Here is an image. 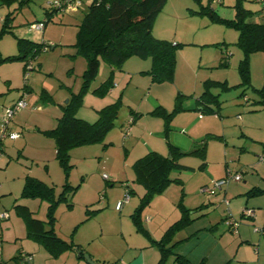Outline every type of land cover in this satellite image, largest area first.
<instances>
[{
	"label": "rangeland",
	"instance_id": "obj_1",
	"mask_svg": "<svg viewBox=\"0 0 264 264\" xmlns=\"http://www.w3.org/2000/svg\"><path fill=\"white\" fill-rule=\"evenodd\" d=\"M53 1L20 0L9 7L0 5V16L4 17L8 9L14 8L11 21L25 28L29 21L47 19L45 7ZM237 1L167 0L152 33L170 42L176 40L180 45L176 47L173 80L160 85L152 82L147 72L151 67L150 57L131 56L111 71L110 65L99 56L95 78L83 86L86 58L75 44L78 24L87 9L85 4L77 11H57L50 15L45 37L52 34V42L47 38L39 41L43 45L32 58V51L18 49L13 33H5L0 38L1 56H20L0 62V118L3 109L26 92V107L16 112L10 123L12 131L19 132L20 137L14 140L0 137V211L9 214L0 221L1 253L2 247L5 251L14 249L15 253L35 243L27 236L25 220L17 214L16 204L27 206L33 218H49L48 201L20 195L25 177L36 175L54 188L56 197L66 182L73 187L79 185L66 201L54 206L55 218L51 225L59 237L85 244L84 253L97 264L120 262L123 254L128 258L136 255V251L128 249V244L144 246L146 262L156 263L160 252L150 243L154 238L150 236L149 240L147 235L136 231L131 216L143 193L135 188L140 185L131 181L133 156L125 161L128 155L123 138L127 136L122 124L129 119L131 110L144 113L150 108L145 101L148 91L171 105L178 92L200 95L207 88L214 94L219 93L220 104L212 106L218 117L209 121L206 161L190 154L180 157L185 170H172L170 177L178 180L172 183L170 193L165 197L163 193L156 194L145 205L143 225L148 229L144 216L147 212L154 216L160 213L151 227V231L160 234L154 240L160 239L177 221L172 213L180 212L178 204L182 202L191 210L192 220L170 233L166 246L172 253H168L164 264H181L175 259L177 254L187 258L186 264H264V162L259 160L264 154V104L258 93V89H264V51L250 55V85L241 84L237 66L242 52L235 45L238 31L211 22L208 15L197 14L201 5L209 2V7L221 17L232 18ZM241 1L254 14L264 15V0ZM256 14L253 17L258 19ZM29 36L33 41L34 32ZM29 60L33 68L26 70ZM110 75L112 88L99 93L98 88ZM214 81L226 82L229 88L221 90L210 84ZM113 102L118 104L114 126L101 141L73 147L69 151L71 166L65 170L56 159L53 138L43 131L53 128L66 110L75 117L94 122L100 115L99 110ZM143 120L147 124L150 120L161 122L146 115ZM204 161L208 172L200 169ZM227 168L240 172L241 181L230 182L221 192L202 191L204 185L212 184L210 174L223 177ZM126 181L134 191L130 192V200L117 210L115 202L123 198ZM245 183L247 188L241 189ZM224 198L229 200V205ZM242 207L253 209L254 217L242 216ZM228 212L237 222L236 231L226 223ZM149 219L147 216L146 220ZM159 221L162 224H157ZM46 226L49 225L46 223ZM14 262L6 258L4 264ZM64 264L74 262L64 261Z\"/></svg>",
	"mask_w": 264,
	"mask_h": 264
},
{
	"label": "trees",
	"instance_id": "obj_2",
	"mask_svg": "<svg viewBox=\"0 0 264 264\" xmlns=\"http://www.w3.org/2000/svg\"><path fill=\"white\" fill-rule=\"evenodd\" d=\"M16 1L20 0H0V5H7L9 7ZM166 2L167 0H83L81 6L85 4L87 9L78 24L75 44L78 52L86 58L83 86L88 85L95 78L100 65L99 56H102L110 65L111 71L120 67L131 56L141 58L150 57L151 67L147 72L150 74L151 80L154 82L173 80L176 65V47L180 43L173 44L166 39L155 37L152 33L153 24ZM209 2L206 6L201 5V9L197 11V14L208 15L211 22L224 24L238 31V38L235 45L241 50L242 57L239 60L237 69L241 77L240 83L248 86L250 85L249 57L253 52L264 51V22L260 21L259 18V16H262L255 13L258 15V19L256 16L254 18V11L243 7L242 1L238 0L235 15L232 18H223L209 7ZM45 8L47 20L54 12L62 11L59 7L47 6ZM12 10L3 17L0 38L5 33L11 31V20L15 13L14 8ZM33 22L37 21L30 22L29 26ZM16 44L20 51H32L31 58L34 57L43 45L42 43L25 38H16ZM17 57L20 56H1L0 53V62ZM210 84L219 86L221 90L229 88L228 84L222 81H214L210 82ZM112 86V75H110L98 88V92L100 93L109 88L111 89ZM258 93L260 95V102L264 104V89H258ZM218 96L219 93L214 94L205 88L199 95V99L203 101L204 109L214 111L212 106L220 104ZM183 97L185 95L181 93L177 94L175 106L171 111H166L163 107H158L152 111L153 114L165 119V133L168 130V121L181 108V100ZM117 113L118 104L116 102L101 108L99 110L100 115L94 122H87L75 117L70 110H66L57 119V123L53 128L43 131L45 135L52 137L54 140L55 156L59 164L67 170L71 166L69 164V151L73 147L101 141L114 126ZM13 118L10 120V123ZM1 119L2 117L0 118V122ZM10 123L8 125L9 130H11ZM2 139L4 138L1 137ZM169 150L170 157L157 151H148L132 163L134 173L133 182L143 186L144 194L131 216L137 228L136 231H140L148 237L149 233L144 227L141 217L142 210L146 207L145 205L150 203L152 197L162 193L172 182L178 180L177 178L170 177L173 169L185 168V166L179 163L178 159L185 154H196L204 159L206 144L202 142V144L190 152H181L171 145H169ZM203 165L204 162L201 164V167ZM125 184L123 183L124 187H126ZM126 185L129 187L128 183ZM78 186L73 187L66 182L63 185V190L56 197L54 188L51 185L33 176L25 177L20 195L22 197L40 198L48 201L47 216L49 218H47L48 221L33 218L30 209L20 204L15 205L17 214L25 220L27 236L43 244L53 256L61 254L73 247H76L75 250L80 257L84 252L79 245L75 246L72 240L67 241L59 237L51 225L55 218L54 206L62 201H66L68 195H72ZM131 191L132 189L129 187V192ZM67 205L71 206L69 203ZM178 207L181 212L179 219L170 226L169 230L160 239H152V242L160 251V258L157 264H164L168 253H172L166 246V241L169 239L170 233L178 228L181 229L192 220L191 210L189 208H186L182 202H179ZM46 223L49 226H46ZM21 253L20 251L17 254V258L20 257ZM175 259L181 264L189 262L185 256L180 254H177ZM2 262L4 263V261Z\"/></svg>",
	"mask_w": 264,
	"mask_h": 264
},
{
	"label": "crops",
	"instance_id": "obj_3",
	"mask_svg": "<svg viewBox=\"0 0 264 264\" xmlns=\"http://www.w3.org/2000/svg\"><path fill=\"white\" fill-rule=\"evenodd\" d=\"M9 11H13V10L8 9L6 11L5 15ZM261 16L262 17H261L260 21L264 22V19H262V18H264V15H261ZM2 20H3V17L0 16V26H1ZM40 20H44V21L46 20L45 26L41 32H36L34 30L29 29V23L32 22V21H29V22H27L28 27H25V28L17 27V25H14V23L12 22L11 31L7 32V33H13V35L16 38H25V39L31 40V38H29L30 37L29 35H30V33L34 32V37H33L34 42L42 41V40H44V38H47L48 41L52 42V38H50L52 36V34L49 33L48 36L45 37L46 30H47V19L46 18L36 19V21H40ZM21 29H24L22 31V33H18V31ZM152 31H154V27L152 28ZM172 43L176 44V43H178V41L173 40ZM152 82H154V81H152ZM156 83H158V85L161 84V82H156ZM162 83H164V82H162ZM178 93H180V92H178ZM177 94L174 96V100L172 101V104L168 105L167 103L162 102L158 96L151 93V91H148V94H147L145 101L150 106V108L147 111H144V113H141L139 110H136V111L131 110L129 119L130 118L132 119V122L130 125V126L133 125L132 133H130L129 136L123 138L124 142H125L123 147H124V149L128 155V158L126 157L125 161H127V159H129V157L133 156L132 157L133 161H130L133 163L137 158L144 155L148 151H157V152H159L165 156H168V154H170L169 145L175 147L177 150H180L181 152H190L192 149H194L195 147L202 144V142H205L206 152H207V142H208L207 138H208V134H210V131H209V123L210 122L209 121L211 119H215L216 117H218V114L215 113L214 111H210V110L207 111L206 109H204L203 103H202L203 101H201V99H199V95H195V94L185 95V94L181 93V94L185 95V97H183L181 100V108L178 111H176L173 114V116L170 118V120L168 121L167 133H165V119L163 117H160V116L152 113V111L158 107H163L166 111H171L175 106V99H176ZM14 102H15V100L13 102H11L9 105L13 104ZM213 110H215V109L213 108ZM212 112H213V116L210 115V113H212ZM145 115L151 117L152 119H154V118L160 119L161 122L159 123L155 120H150L149 124H147L146 121L143 120ZM129 119H127V121ZM122 125H125V124H122ZM130 131H131V128H130ZM12 140H14V139H12ZM162 142H163V144H162ZM194 145H195V147H194ZM0 155H1V153H0ZM185 155H187V154H185ZM190 155L198 156L196 154H190ZM205 157H206V153H205ZM179 159H178V161H179ZM205 161H204V165L202 167H201V164L203 162L200 164V169H204L206 172H208L209 169H208V167H206ZM179 163L181 164V162H179ZM181 165H183V164H181ZM183 166H185V165H183ZM181 169L185 170V168H176L173 170L182 171ZM209 176H210L211 180L218 179V178H215L212 174H210ZM35 177H36V175H35ZM219 178H221V177H219ZM133 179H134V176L131 179L132 182H133ZM126 180L128 181L127 178H126ZM172 183L162 192L163 194L161 193L162 195H164V197L168 193H170V191L173 187ZM137 185H138V183H137ZM205 186H207V185H204L203 187H205ZM135 188L137 190L140 189V190H138L140 192V194L141 193L144 194V188L142 185L135 186ZM242 188L243 189L247 188V184L246 183L243 184L241 189ZM132 190L134 191V189H132ZM183 193L184 192L182 191L181 195H184ZM129 200H130V198H129ZM175 212H176V210H175ZM152 214H154V213H152ZM152 214L147 212L144 215L145 216V225L148 228L147 230L150 231V232H148L149 233V237H148L149 240L151 239V237H153L154 239L155 238L157 239L160 235V234L158 235V233H154V231H151L152 230L151 227L156 223L157 217H159L160 213L155 214V216ZM180 215H181V212H179V211H177L176 213H174V211H173V213H172L174 220L175 219L178 220ZM147 216L150 217L149 220H146ZM141 217L143 219V212L141 213ZM142 223H143V220H142ZM157 224H162V223H161V221H159V222H157ZM31 241H33L35 243L30 244L29 248L26 247L27 250L18 249V251H15V253H13L14 249L5 251V248L2 247V253L1 254H2V259H3L4 263H5L6 258L14 259L15 262L11 263V264H18L19 262H17V261L27 262V261L22 260L21 257L17 258V254L20 251L21 252L26 251L27 254L32 255V260L30 262H27L30 264H64V261L65 262L68 261L69 263L71 261V262H74V264H82L83 262H85V260H83V258L80 257L78 252L75 250L76 247H73L71 249H67L66 251L62 252L61 254L53 256L48 252V250L43 246V244H41L37 241H34L33 239H31ZM150 243L151 244L153 243L152 240L150 241ZM74 244H75V246L79 245L80 248H82L84 251H86L85 244L80 243V241L79 242L75 241ZM144 244H146V243H144ZM144 248L145 247L142 245L136 247V246H130L128 244V249H132V251H136V253H135L136 255H133L132 257L128 258V257H125V255L123 254L122 258H120V262H117V263L109 262V264H149L146 262V259H145V256L147 255V253H146V250ZM159 258H160V255H159ZM17 259H19V260H17ZM157 262H158V260L156 261V263L151 262L150 264H157Z\"/></svg>",
	"mask_w": 264,
	"mask_h": 264
},
{
	"label": "built area",
	"instance_id": "obj_4",
	"mask_svg": "<svg viewBox=\"0 0 264 264\" xmlns=\"http://www.w3.org/2000/svg\"><path fill=\"white\" fill-rule=\"evenodd\" d=\"M92 1V0H87ZM83 3V0H55L53 3H50L49 6L53 7H59L62 11H76L79 6ZM44 28V21H37L30 24L29 29L34 30L36 32H41ZM27 68L26 70L32 69V61L27 62ZM28 74V72H27ZM26 92H23V95L20 96L13 104L7 106L4 109L2 119L0 122V135L2 138L8 137L10 139H16L19 137L18 132H14L9 130L8 125L10 123V120L13 118L16 112L26 107ZM132 122V119L130 118L125 123V135L128 136L130 134V124ZM260 161L264 162V154L260 155L259 157ZM105 179H107L106 175H103ZM242 179V175L240 172L237 171H231L227 168L226 174L218 179H213L212 184L210 186H205L202 188V191L207 193H215V192H221L224 190L225 186H227L230 182H240ZM125 192L123 195V198L121 200H118L115 204V208L117 210H120L125 202L129 200L130 192L128 185L125 184ZM223 201L226 205H229V200L224 198ZM240 214L245 217H254V210L247 207H242L240 209ZM9 217V214L7 211H0V221L3 219H6ZM226 223L228 226L233 230L236 231L237 228V222L233 219V216L231 212H228ZM20 257L22 260L30 262L32 260V255L27 254L25 252H22ZM3 259L1 256V241H0V264H3Z\"/></svg>",
	"mask_w": 264,
	"mask_h": 264
},
{
	"label": "water",
	"instance_id": "obj_5",
	"mask_svg": "<svg viewBox=\"0 0 264 264\" xmlns=\"http://www.w3.org/2000/svg\"><path fill=\"white\" fill-rule=\"evenodd\" d=\"M168 156L170 157V154H168ZM81 257L83 258V260H85V262L87 263V264H97L92 258H91V256L89 255V254H87V253H82V255H81Z\"/></svg>",
	"mask_w": 264,
	"mask_h": 264
}]
</instances>
